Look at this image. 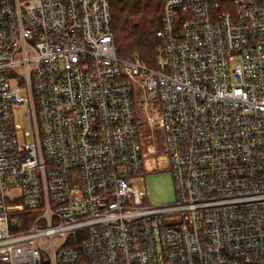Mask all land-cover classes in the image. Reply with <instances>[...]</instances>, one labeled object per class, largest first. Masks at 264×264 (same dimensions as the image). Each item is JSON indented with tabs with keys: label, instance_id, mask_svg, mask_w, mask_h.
I'll use <instances>...</instances> for the list:
<instances>
[{
	"label": "built area",
	"instance_id": "2783aa9c",
	"mask_svg": "<svg viewBox=\"0 0 264 264\" xmlns=\"http://www.w3.org/2000/svg\"><path fill=\"white\" fill-rule=\"evenodd\" d=\"M157 36L150 67L110 0H0V264H264V0H165Z\"/></svg>",
	"mask_w": 264,
	"mask_h": 264
},
{
	"label": "trees",
	"instance_id": "16d2710c",
	"mask_svg": "<svg viewBox=\"0 0 264 264\" xmlns=\"http://www.w3.org/2000/svg\"><path fill=\"white\" fill-rule=\"evenodd\" d=\"M118 56L154 67L165 0H110Z\"/></svg>",
	"mask_w": 264,
	"mask_h": 264
},
{
	"label": "rangeland",
	"instance_id": "374dc122",
	"mask_svg": "<svg viewBox=\"0 0 264 264\" xmlns=\"http://www.w3.org/2000/svg\"><path fill=\"white\" fill-rule=\"evenodd\" d=\"M22 110L16 113L19 123L23 122ZM156 131L158 130L149 128L140 131L143 146L144 180L137 182V185L141 190L148 193L146 203L150 206L169 205L177 199L170 159L163 146L164 137L158 131V139L155 141L154 132ZM26 139L28 141L32 140L31 136H27ZM152 144H155V150Z\"/></svg>",
	"mask_w": 264,
	"mask_h": 264
}]
</instances>
